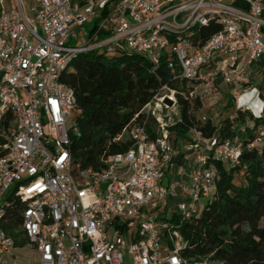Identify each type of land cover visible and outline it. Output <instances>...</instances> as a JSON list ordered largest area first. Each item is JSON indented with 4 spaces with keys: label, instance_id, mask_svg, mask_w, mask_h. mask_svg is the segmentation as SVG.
Instances as JSON below:
<instances>
[{
    "label": "built area",
    "instance_id": "built-area-1",
    "mask_svg": "<svg viewBox=\"0 0 264 264\" xmlns=\"http://www.w3.org/2000/svg\"><path fill=\"white\" fill-rule=\"evenodd\" d=\"M38 1L29 16L22 0L8 11L0 0V264H15L16 240L3 226L11 216L37 253L35 264H125L126 255L132 264H223L188 261L181 224L215 197L220 163L242 166V176V152H264V124L249 131L248 118L233 121L237 112L264 115L251 69L264 57V0ZM212 20L221 29L195 42L194 28ZM90 50L142 54L154 68L165 57L181 82L159 88L114 138H129L130 147L104 154L99 169L81 168L72 157L70 132L81 108L62 80L73 59ZM220 81L235 98L233 112L219 123V112L203 115L216 130L206 136L191 128L182 155L170 132L181 120L179 96L220 101Z\"/></svg>",
    "mask_w": 264,
    "mask_h": 264
},
{
    "label": "trees",
    "instance_id": "trees-1",
    "mask_svg": "<svg viewBox=\"0 0 264 264\" xmlns=\"http://www.w3.org/2000/svg\"><path fill=\"white\" fill-rule=\"evenodd\" d=\"M220 29L217 20L196 26L194 41L204 43ZM62 80L74 88L81 108L76 118L77 131L70 132L72 157L81 168L93 169L103 166L104 154L124 152L130 147L129 138L122 141L114 138L162 85L178 87L181 84L178 71L169 67L165 57L154 68L142 54L123 51L107 55L97 50L78 54L63 72ZM179 102L181 120L171 127L177 136L172 139L175 146L177 138H186L193 127L206 136L216 130L211 120L204 123L193 112L204 105L200 97L179 96ZM247 117L253 119V129L264 124V115L253 117L249 112H237L233 121H245ZM142 118L143 114H139L137 120ZM233 121L231 117L226 119L227 123ZM154 123L152 118L150 129ZM241 161L246 165L242 176L239 175L242 166L226 170L219 164L215 197L199 217L182 222L181 232L187 241L182 254L188 261L264 264V152L244 150ZM14 203L12 215L17 216L21 201ZM17 223L11 216L3 226L15 238L17 247H24L27 239L15 230Z\"/></svg>",
    "mask_w": 264,
    "mask_h": 264
},
{
    "label": "rangeland",
    "instance_id": "rangeland-1",
    "mask_svg": "<svg viewBox=\"0 0 264 264\" xmlns=\"http://www.w3.org/2000/svg\"><path fill=\"white\" fill-rule=\"evenodd\" d=\"M7 2L9 0H6ZM33 0H24V4L30 3ZM184 21L183 18H180L179 22L182 23ZM95 23L94 22H86L84 25V32H90L93 30ZM87 40V35H84L83 37L80 38L79 40V44L83 43L84 41ZM251 69L254 71H258V75H256L257 77V84L259 85L261 83H263L264 80V57H262L259 61H256L253 65H251ZM254 75V74H253ZM199 83V82H198ZM181 87L183 89H185V84H182ZM217 89H219L222 93V97L220 99V101L215 102V99H208L206 101V103L204 105H202L199 108H195L193 110V112L195 113V115L198 118H201L203 115L208 116L209 118H213V116L215 115L216 112L220 113V117L218 120H216L215 122L219 123L221 120H223L222 122L225 121L226 116L228 115L229 112H233V108H234V100L235 98L232 97L229 93V86H227V84L223 83V82H219L216 85ZM263 87H264V83H263ZM263 95H264V90H263ZM229 101L231 102V104H229ZM178 116H175L174 119L177 120ZM248 118V117H247ZM250 119V118H248ZM173 126V125H172ZM171 126V127H172ZM170 127V132H171V139H175L176 133L174 131L171 130ZM190 138V139H189ZM191 137L189 135V132L186 135V138H177V151L179 153L182 152V155L187 154L186 149H184L183 145H186V143L188 144L189 141H191ZM183 152H185V154H183ZM15 256H12L10 258V263H15V264H35V260H37V253L32 251V248L30 246H24V247H17L15 249H13L12 251ZM125 264H132L131 263V258L129 257V255H126L125 257Z\"/></svg>",
    "mask_w": 264,
    "mask_h": 264
},
{
    "label": "crops",
    "instance_id": "crops-1",
    "mask_svg": "<svg viewBox=\"0 0 264 264\" xmlns=\"http://www.w3.org/2000/svg\"><path fill=\"white\" fill-rule=\"evenodd\" d=\"M12 1H14V0H9L8 2L6 1V0H3V5H4V9L6 10V11H8V10H10L11 9V7H12ZM22 3H23V5H24V8H25V10H26V12H27V14L29 15V16H33L34 15V12L31 10V8L33 7V6H38L39 5V1L38 0H33L32 2H30V3H27V4H24V0H22ZM258 73V71H255L254 70V78H253V81H254V85L255 86H257V87H259L262 91L264 90V87H263V83H264V80H263V83H261V84H259V85H256L257 84V77H256V75H258L257 74ZM264 78V77H263ZM241 90H244V88H241ZM256 92H253V91H251L249 94H248V98H250L253 102H256L257 103V99H256V97H255V94ZM231 112H229L228 114H230ZM254 117V116H253ZM250 120V130L249 131H251V130H254L255 131V129H253V125H252V123H253V119H249ZM236 124H239V121L237 122V123H235L234 125H236ZM257 127V126H256ZM177 147V146H176ZM188 161L187 162H184V165L186 164V165H188Z\"/></svg>",
    "mask_w": 264,
    "mask_h": 264
}]
</instances>
